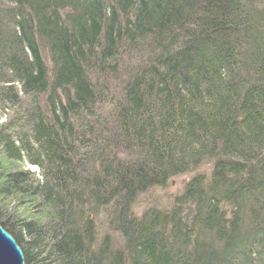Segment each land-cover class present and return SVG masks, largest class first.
Segmentation results:
<instances>
[{
  "label": "trees",
  "instance_id": "16d2710c",
  "mask_svg": "<svg viewBox=\"0 0 264 264\" xmlns=\"http://www.w3.org/2000/svg\"><path fill=\"white\" fill-rule=\"evenodd\" d=\"M0 111L26 264H264V0H0Z\"/></svg>",
  "mask_w": 264,
  "mask_h": 264
},
{
  "label": "rangeland",
  "instance_id": "374dc122",
  "mask_svg": "<svg viewBox=\"0 0 264 264\" xmlns=\"http://www.w3.org/2000/svg\"><path fill=\"white\" fill-rule=\"evenodd\" d=\"M118 78H119V75H118ZM118 82H113V84H112V87H115L117 89V91L119 89L118 85L120 83V82L119 83ZM117 91H116V93H117ZM5 114H7V112L5 113V112L0 111V116H1L0 117V124L7 117V115H5ZM2 160H3V157L0 154V161H2ZM5 163L7 164V162H5ZM11 167L12 168L16 167V168H19L22 170L27 169V168H31L32 170H37L36 166H31V165H28L25 163H20V162H18V163L15 162V165L11 164ZM211 169H212V163L204 164L202 167H200L199 169H197L193 172H190L188 174H184V175H181V176H178V177L172 179L165 188H153V189H150L149 191H147L145 193L140 194L136 200L134 209L137 210L136 212L141 213V211H143L147 207H151V206H155V207H159V208L170 207L174 196L180 193V191L183 189V186L185 185V183L189 180V178L192 175H194L196 173H205V174L209 175L211 172ZM3 198H5V197H3ZM3 202H5V203L7 202V203L11 204V208H12V206L18 207V203H16L15 200L10 199V198H5V199L0 201V208H4V206L2 205ZM18 208L20 210V214H23L26 212L25 213L26 215H30L29 212H31V206L29 204L19 205ZM97 225L99 227L100 236L109 231V228L107 225V219H106V216L104 214L99 216L98 221H97ZM112 236L115 238V242L117 240V243H116L117 246H120L121 241H122L120 236L118 234H112ZM24 258H25V255H24Z\"/></svg>",
  "mask_w": 264,
  "mask_h": 264
},
{
  "label": "water",
  "instance_id": "95a60500",
  "mask_svg": "<svg viewBox=\"0 0 264 264\" xmlns=\"http://www.w3.org/2000/svg\"><path fill=\"white\" fill-rule=\"evenodd\" d=\"M0 264H26L24 253L0 224Z\"/></svg>",
  "mask_w": 264,
  "mask_h": 264
},
{
  "label": "bare ground",
  "instance_id": "6f19581e",
  "mask_svg": "<svg viewBox=\"0 0 264 264\" xmlns=\"http://www.w3.org/2000/svg\"><path fill=\"white\" fill-rule=\"evenodd\" d=\"M99 218V217H98ZM98 218L96 219V221H98ZM1 224V223H0ZM1 226L3 227V225L1 224ZM3 229L4 230H6L4 227H3ZM6 232H8L9 233V231H7L6 230ZM12 237H14L11 233H9ZM15 239V241H16V243H17V246H19V248H21V246H20V243L17 241V239L16 238H14Z\"/></svg>",
  "mask_w": 264,
  "mask_h": 264
}]
</instances>
